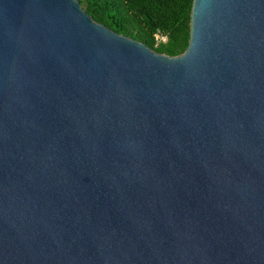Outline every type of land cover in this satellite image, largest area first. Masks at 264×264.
Listing matches in <instances>:
<instances>
[{"label":"water","instance_id":"95a60500","mask_svg":"<svg viewBox=\"0 0 264 264\" xmlns=\"http://www.w3.org/2000/svg\"><path fill=\"white\" fill-rule=\"evenodd\" d=\"M0 264H264V0H192L172 56L0 0Z\"/></svg>","mask_w":264,"mask_h":264},{"label":"trees","instance_id":"16d2710c","mask_svg":"<svg viewBox=\"0 0 264 264\" xmlns=\"http://www.w3.org/2000/svg\"><path fill=\"white\" fill-rule=\"evenodd\" d=\"M91 18L144 43L178 55L187 46L192 0H78Z\"/></svg>","mask_w":264,"mask_h":264}]
</instances>
